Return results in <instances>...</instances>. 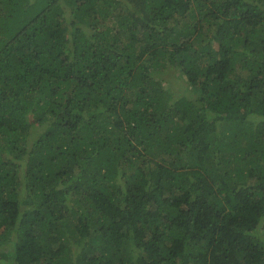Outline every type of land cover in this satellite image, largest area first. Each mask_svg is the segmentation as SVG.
I'll return each instance as SVG.
<instances>
[{
    "label": "trees",
    "instance_id": "trees-1",
    "mask_svg": "<svg viewBox=\"0 0 264 264\" xmlns=\"http://www.w3.org/2000/svg\"><path fill=\"white\" fill-rule=\"evenodd\" d=\"M0 264H264V0H0Z\"/></svg>",
    "mask_w": 264,
    "mask_h": 264
},
{
    "label": "clouds",
    "instance_id": "clouds-1",
    "mask_svg": "<svg viewBox=\"0 0 264 264\" xmlns=\"http://www.w3.org/2000/svg\"><path fill=\"white\" fill-rule=\"evenodd\" d=\"M185 263H186V261H185Z\"/></svg>",
    "mask_w": 264,
    "mask_h": 264
}]
</instances>
